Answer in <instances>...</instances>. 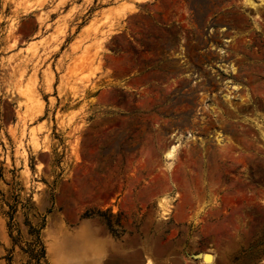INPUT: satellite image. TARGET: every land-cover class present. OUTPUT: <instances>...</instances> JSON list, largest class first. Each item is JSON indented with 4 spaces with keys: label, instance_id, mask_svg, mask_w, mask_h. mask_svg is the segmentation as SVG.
Wrapping results in <instances>:
<instances>
[{
    "label": "rangeland",
    "instance_id": "374dc122",
    "mask_svg": "<svg viewBox=\"0 0 264 264\" xmlns=\"http://www.w3.org/2000/svg\"><path fill=\"white\" fill-rule=\"evenodd\" d=\"M107 1L0 0V264H264V0Z\"/></svg>",
    "mask_w": 264,
    "mask_h": 264
},
{
    "label": "crops",
    "instance_id": "0c3cea01",
    "mask_svg": "<svg viewBox=\"0 0 264 264\" xmlns=\"http://www.w3.org/2000/svg\"><path fill=\"white\" fill-rule=\"evenodd\" d=\"M95 0H77L78 4L81 5V7H84V9H89V7L93 6V3ZM111 0H108V4L102 5L98 12H95V9H92L89 13V18L87 19V22L90 21L92 18L97 19L100 16H106L108 17V21L114 25H120L122 23V16L128 14V12H124L120 14V5L116 3H111ZM146 0H124L123 3L126 5L131 4L133 6H137L139 3L144 2ZM97 11V10H96ZM116 22V23H115ZM83 34V33H82ZM95 60H93L92 65L93 68L92 71L94 74V78L99 74V72L94 70L95 66ZM53 63V69L51 68V76L47 72L43 70V66L38 69L36 72V79H37V85L45 86L44 84V76H48V79L50 80L49 87H50V93L52 97V101L50 102L48 100V97H46V100H43V106L41 109V117H45L44 112L46 111V108L51 107L54 117V108H63L61 112H67L68 108L76 107L78 103H75L74 100H71V92H74L75 90H79L82 83H84V79L82 76L85 74V69L80 68H74L72 71L65 72V68L61 67L58 71L54 69L55 59L52 60ZM70 69V68H68ZM28 74V71L27 73ZM62 98V99H61ZM68 107V108H67ZM45 122L46 119H44ZM39 121L37 122V124ZM54 131V130H53ZM49 132H40L37 133L38 142L42 144L44 141V137L46 136V144L47 149H39L35 152L37 156L41 155L44 152H48L54 157L56 155V137L54 134ZM56 168V167H54Z\"/></svg>",
    "mask_w": 264,
    "mask_h": 264
},
{
    "label": "bare ground",
    "instance_id": "6f19581e",
    "mask_svg": "<svg viewBox=\"0 0 264 264\" xmlns=\"http://www.w3.org/2000/svg\"><path fill=\"white\" fill-rule=\"evenodd\" d=\"M250 1V0H249ZM258 1V0H257ZM252 2V1H251ZM260 2V1H259ZM253 3V2H252ZM261 3V2H260ZM259 3V4H260ZM263 3V2H262ZM248 4V3H247ZM250 4V3H249ZM255 4V3H254ZM250 6V5H249ZM252 6V5H251ZM256 6V5H255ZM256 7H258V6H256ZM253 8V7H252ZM255 8V7H254ZM231 70H232V68H231ZM255 120H256V118H254ZM259 122H261V121H259ZM256 123V122H255ZM258 123V122H257ZM255 125V124H254ZM262 125V124H261ZM257 126V125H256ZM263 126V125H262ZM259 127V126H258ZM257 128V127H256ZM261 129H263V128H261ZM261 131V130H260ZM259 131V132H260ZM263 134V133H262ZM216 135V134H215ZM217 138H219V137H217ZM221 139H223V138H221ZM214 140H216V139H214ZM227 142V141H226ZM223 145V144H222ZM226 145V144H225ZM173 151H174V147L172 146V147H168L167 149H166V151H165V154H164V157H165V159L166 158H169L171 155H172V153H173ZM173 155H175V153L173 154ZM174 156H172V158H173ZM212 261H213V256L211 255V254H206V255H204L203 256V262H204V264H211L212 263Z\"/></svg>",
    "mask_w": 264,
    "mask_h": 264
}]
</instances>
